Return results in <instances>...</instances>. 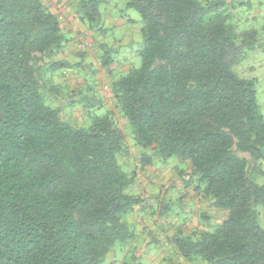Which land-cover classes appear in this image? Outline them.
Masks as SVG:
<instances>
[{
    "label": "trees",
    "instance_id": "16d2710c",
    "mask_svg": "<svg viewBox=\"0 0 264 264\" xmlns=\"http://www.w3.org/2000/svg\"><path fill=\"white\" fill-rule=\"evenodd\" d=\"M101 1L80 2L89 27ZM127 1L144 23L142 64L112 94L136 143L152 152L142 165L177 157L223 212L209 230L173 235L174 249L196 264H264V184L254 179L264 114L257 80L234 69L259 30L232 22L239 4L254 3ZM66 18L43 0H0V264H105L135 238L128 216L142 198L126 191L125 130L112 112H95L101 101L75 99L89 117L78 125L45 100L42 70L71 66L52 60L69 43Z\"/></svg>",
    "mask_w": 264,
    "mask_h": 264
},
{
    "label": "rangeland",
    "instance_id": "374dc122",
    "mask_svg": "<svg viewBox=\"0 0 264 264\" xmlns=\"http://www.w3.org/2000/svg\"><path fill=\"white\" fill-rule=\"evenodd\" d=\"M43 1L54 12L57 1L65 5L67 18L63 27L69 39L68 46L72 48L66 47L52 58L69 62L71 66L55 71L42 70L46 102L62 106L70 121L88 125L86 107L74 101H101L95 112H112L127 134L126 151L118 154V159L132 179L127 193L140 196L142 201L139 210L128 216L134 241L117 247L105 264H196L177 254L171 238L177 233L189 235L209 230L221 221L223 212L204 195L187 164L177 157L168 160L154 156L152 164L142 165L144 155L152 152L136 143L133 129L112 94L113 82L126 75L130 68L142 64L138 52L144 43L141 14L130 7L127 0H104L98 7L100 20L89 27L78 15L83 0ZM260 2L264 0H252L254 4L250 10L239 4L232 22L238 23L241 30L250 27L259 30L257 48L234 69L242 77L257 80L258 102L264 114V3L260 6ZM241 155L250 158L248 154ZM254 179L264 184V159L259 162ZM260 222L264 225V207Z\"/></svg>",
    "mask_w": 264,
    "mask_h": 264
},
{
    "label": "built area",
    "instance_id": "2783aa9c",
    "mask_svg": "<svg viewBox=\"0 0 264 264\" xmlns=\"http://www.w3.org/2000/svg\"><path fill=\"white\" fill-rule=\"evenodd\" d=\"M56 8H55V10H56V14H58V16H59V18H61V19H64V17H65V5L63 4V3H61V2H56Z\"/></svg>",
    "mask_w": 264,
    "mask_h": 264
},
{
    "label": "crops",
    "instance_id": "0c3cea01",
    "mask_svg": "<svg viewBox=\"0 0 264 264\" xmlns=\"http://www.w3.org/2000/svg\"><path fill=\"white\" fill-rule=\"evenodd\" d=\"M68 45H69V43L67 44V48L72 49V48H70Z\"/></svg>",
    "mask_w": 264,
    "mask_h": 264
}]
</instances>
